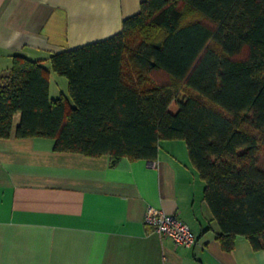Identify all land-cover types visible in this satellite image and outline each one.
I'll return each mask as SVG.
<instances>
[{"label":"trees","instance_id":"obj_1","mask_svg":"<svg viewBox=\"0 0 264 264\" xmlns=\"http://www.w3.org/2000/svg\"><path fill=\"white\" fill-rule=\"evenodd\" d=\"M52 72L68 94L51 96ZM12 136L53 138L56 151L112 166L183 140L222 248L241 236L264 249V0H144L110 38L15 55L0 74V138Z\"/></svg>","mask_w":264,"mask_h":264},{"label":"crops","instance_id":"obj_2","mask_svg":"<svg viewBox=\"0 0 264 264\" xmlns=\"http://www.w3.org/2000/svg\"><path fill=\"white\" fill-rule=\"evenodd\" d=\"M143 1L0 0V74L15 55L48 59L118 34ZM52 76L55 98L65 92L52 95ZM204 188L183 140L112 166L109 155L56 151L53 138H0V264H264L245 237L222 248ZM149 207L177 214L197 243L160 236Z\"/></svg>","mask_w":264,"mask_h":264},{"label":"built area","instance_id":"obj_3","mask_svg":"<svg viewBox=\"0 0 264 264\" xmlns=\"http://www.w3.org/2000/svg\"><path fill=\"white\" fill-rule=\"evenodd\" d=\"M145 220L160 236L172 240L177 245L193 247L197 243L190 225L175 213L149 207Z\"/></svg>","mask_w":264,"mask_h":264},{"label":"rangeland","instance_id":"obj_4","mask_svg":"<svg viewBox=\"0 0 264 264\" xmlns=\"http://www.w3.org/2000/svg\"><path fill=\"white\" fill-rule=\"evenodd\" d=\"M53 79H52V84H53V90H52V95L54 96V94H56V92L59 91H64L66 94H68V80L66 77L59 75L55 72H53ZM55 80H57L58 82H55ZM178 109L177 107V103H173L171 106V111L172 112H176ZM20 116L21 114L18 113L15 116V127L18 125V123L20 122Z\"/></svg>","mask_w":264,"mask_h":264}]
</instances>
